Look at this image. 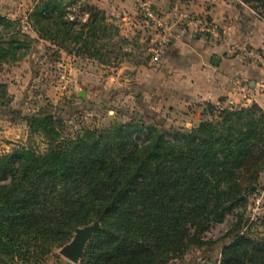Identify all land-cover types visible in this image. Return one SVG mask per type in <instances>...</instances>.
<instances>
[{"label":"trees","instance_id":"16d2710c","mask_svg":"<svg viewBox=\"0 0 264 264\" xmlns=\"http://www.w3.org/2000/svg\"><path fill=\"white\" fill-rule=\"evenodd\" d=\"M242 1L264 20V0ZM70 6L37 0L27 24L57 51L79 54L109 24L92 6L82 8L85 20H70ZM10 26L0 17V28ZM21 36L25 40L10 38L0 48V64L8 56L22 59L30 39ZM10 103L0 84V114L19 119ZM206 106L217 111L216 121L174 131L142 127L133 119L65 135L58 128L61 117L51 111L22 117L46 148L22 147L0 156V264H41L77 229L93 223L99 228L78 264H167L190 246L203 245L200 236L211 224L241 208L264 160L263 110L256 104L236 110ZM241 218L237 213L230 233ZM217 264H264V239L234 237Z\"/></svg>","mask_w":264,"mask_h":264},{"label":"rangeland","instance_id":"374dc122","mask_svg":"<svg viewBox=\"0 0 264 264\" xmlns=\"http://www.w3.org/2000/svg\"><path fill=\"white\" fill-rule=\"evenodd\" d=\"M35 1L30 0L23 6L21 13L8 19L11 22L9 29L0 28L1 49L5 50L10 38L25 40L21 33L30 39L25 41L28 50L26 53L21 51L24 53L22 59L16 61L8 56L7 61L0 64V84L6 87L10 108L20 116L18 119L0 114V156L12 154L22 147L44 151L45 141L38 134H29L22 120V117L44 109L61 117L58 128L65 135H74L83 128L112 129L118 124L130 123L133 119L142 127L154 125L163 131L190 130L201 122L216 121L217 111H211L204 102L190 101L179 109V84L174 89L172 83L162 84L166 75L162 67L163 56L175 30L179 25L194 20L189 14L181 12L175 3L166 16L155 11L149 3L151 11L166 28H170L165 38L167 45L164 52L155 58V41L162 33L145 22L139 6V24L135 28L119 29L108 23L105 33L99 32L94 41L87 40L89 44L85 51L74 54L69 53L70 48L57 51L48 42L38 39L28 27L24 12L27 8L32 9ZM142 1L148 2L138 0V3ZM227 1L238 11L250 10L261 22L264 35V25L252 5L242 0ZM65 3L72 4L66 9L67 16L72 18L70 20H85L82 8L95 7L85 0H65ZM105 18L108 19L106 15ZM194 23L197 36L213 42L222 40L219 27L206 18H198ZM208 26L217 28L218 39L213 40L209 34L200 31L202 27ZM248 57L264 58V52H248ZM213 106L216 110H230L217 103ZM258 169L257 182L251 187V192L244 194L245 201L241 208H236L242 216L236 232L230 233L231 214L225 213L221 222L212 224L200 236L203 245L190 246L183 256L167 264H217L222 248L234 237L264 239V160ZM62 248L54 250L41 264L67 262L60 255Z\"/></svg>","mask_w":264,"mask_h":264},{"label":"crops","instance_id":"0c3cea01","mask_svg":"<svg viewBox=\"0 0 264 264\" xmlns=\"http://www.w3.org/2000/svg\"><path fill=\"white\" fill-rule=\"evenodd\" d=\"M29 1L0 0V17H16ZM85 1L102 11L116 28L130 30L139 24L138 0ZM147 1L165 16L175 3L194 18L175 30L162 62L166 71L162 84L172 83L173 89L179 84V109L198 101L230 109L256 104L264 111V58L248 57V52H264V35L261 22L250 10L238 11L227 0ZM30 11L27 8L24 19ZM198 18L219 27L222 40L197 36L194 22Z\"/></svg>","mask_w":264,"mask_h":264},{"label":"built area","instance_id":"2783aa9c","mask_svg":"<svg viewBox=\"0 0 264 264\" xmlns=\"http://www.w3.org/2000/svg\"><path fill=\"white\" fill-rule=\"evenodd\" d=\"M139 8L143 12V16L145 18L146 23H150L155 29L159 30L162 35L158 36L155 41V58H159L162 56L167 40H165L167 33L169 32L170 28H166L160 19L157 18V16L151 11L149 2L142 1L138 3ZM264 25V20L260 19ZM200 31L205 32L209 34L210 38L213 40H216L219 38V32L215 26H208L207 28L202 27ZM231 214V221H230V228L231 226L236 223V214L239 213L238 209H233L230 212H226ZM212 225V224H211ZM210 225V226H211ZM210 228V227H209ZM209 230V229H208Z\"/></svg>","mask_w":264,"mask_h":264},{"label":"water","instance_id":"95a60500","mask_svg":"<svg viewBox=\"0 0 264 264\" xmlns=\"http://www.w3.org/2000/svg\"><path fill=\"white\" fill-rule=\"evenodd\" d=\"M215 61H217V59H214V64ZM80 96L83 97V94L81 93ZM98 228V223H93L91 226L83 229H77L73 240L61 249V257L69 264H77L83 255L87 242Z\"/></svg>","mask_w":264,"mask_h":264}]
</instances>
